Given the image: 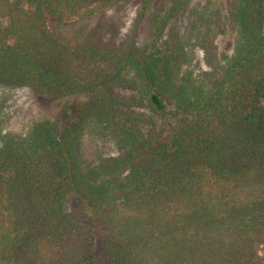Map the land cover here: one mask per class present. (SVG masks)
I'll list each match as a JSON object with an SVG mask.
<instances>
[{
	"label": "trees",
	"instance_id": "16d2710c",
	"mask_svg": "<svg viewBox=\"0 0 264 264\" xmlns=\"http://www.w3.org/2000/svg\"><path fill=\"white\" fill-rule=\"evenodd\" d=\"M117 1L0 0V75L65 100L0 142V264H258L264 0L226 2L237 54L224 88L211 72L181 77L154 32L105 55L71 49L46 25ZM190 1L144 0L141 11L159 30ZM130 71L144 115L111 97ZM92 122L114 153L86 151Z\"/></svg>",
	"mask_w": 264,
	"mask_h": 264
},
{
	"label": "rangeland",
	"instance_id": "374dc122",
	"mask_svg": "<svg viewBox=\"0 0 264 264\" xmlns=\"http://www.w3.org/2000/svg\"><path fill=\"white\" fill-rule=\"evenodd\" d=\"M143 1H117L106 8L87 10L65 21L46 19V25L58 40L71 49H91L105 55L123 48L131 39L138 45L154 32L152 44L166 47L174 58L177 56L181 77L197 80L203 73L208 75L211 72L217 86L226 87V73L234 68L230 59L237 54L234 33L225 18L227 0H191L182 15L167 18L160 24L159 30H156L158 19L154 21L148 12L142 13ZM145 1L154 7L164 0ZM207 79L204 75L203 82ZM111 97L116 102L115 106L123 110L143 115L147 113L141 106L142 93L131 71L124 76L122 84ZM64 102V99L50 100L29 86L19 85L0 75V142L7 132L23 135L30 121L53 113ZM90 124L83 135L86 151L101 155L114 153L115 145L104 123ZM255 256L258 264H264V243L255 246Z\"/></svg>",
	"mask_w": 264,
	"mask_h": 264
}]
</instances>
